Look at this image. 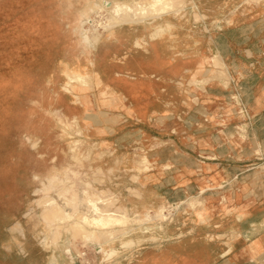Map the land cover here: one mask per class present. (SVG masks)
Returning a JSON list of instances; mask_svg holds the SVG:
<instances>
[{
  "label": "rangeland",
  "instance_id": "rangeland-1",
  "mask_svg": "<svg viewBox=\"0 0 264 264\" xmlns=\"http://www.w3.org/2000/svg\"><path fill=\"white\" fill-rule=\"evenodd\" d=\"M84 4L85 0H0V248L3 246L9 251L6 255L7 249L1 248L2 251L0 249L1 253L6 250L0 255V264H33L30 257L26 255L27 250L24 246L26 239L33 241L29 250L33 256L35 248L38 247L37 251L42 255L40 264H48L50 258L59 253H62L63 261L65 259L72 264H150V257H156V250H159L157 255H162L159 252L164 247L181 252L179 254L182 259L186 260L195 257V250L200 247L207 257H213L212 259L219 257L220 259L219 255L222 253L220 245L225 240V235L219 233L215 235L214 240H209L208 229L195 230L192 228L196 220L198 222L205 221L204 219L212 212L210 204L203 199L192 198L188 201L178 199L166 202V208L163 206L151 207L148 210L137 212L132 217L127 213H122L123 220L117 221L107 228L83 222L89 235H93L95 230L98 233L109 230L118 232L119 235V231L123 230L117 237V241L112 243L115 247L112 250H117L115 254L111 248L108 249L109 247L107 249L101 247L105 254L97 251L95 248L100 244L97 240L92 241L94 238L85 239L82 234L78 233L74 236L71 235L72 239L69 238L70 246L69 244L65 245L68 232L62 229L63 233L60 237L57 229L52 226L57 221L69 219L71 222L64 226V229H72V223L80 221L81 215L89 217L97 215L93 205L89 204V199L86 198L88 200L86 201L90 210L85 209L84 206L81 208L85 209L86 213H72L73 215L69 218L56 215L55 220L52 217V221L47 219L49 216H46L45 208H48L46 206L48 199H54L53 202L59 204L63 203L59 197H62L67 203L76 202V196L73 199L70 198L75 195L71 193H80V198H82L85 187L93 185L99 189L104 188L102 186L104 184L103 174L94 158L99 154L92 153L93 151L99 152L96 146L113 145V138L123 133L124 137L132 136L131 139H122L123 144L128 145L133 142L134 145L143 147L146 144L143 138H137L136 142L134 135H125V133H133L135 130L139 135H143L142 126H148L147 128L150 130L161 131L163 114L172 116L167 126L176 130L183 124L175 116L181 113L180 109L182 108L186 110V113L192 115L202 112L204 118L206 115L208 119H211L209 115L217 110L214 106L216 103L210 100L212 93L209 90L205 88L201 90L187 89V102L182 107L177 104L170 107L150 105V111L146 113H149L150 120L136 121L135 117L131 116L134 108L129 106V103L125 104L127 100L117 105L114 100L123 99L126 96V91L120 88L123 85L114 90L109 89L108 84H106V89L98 86L103 84L104 79L108 76L106 72L98 68L96 57L86 68L82 81H78L76 84L69 80L65 81V70L70 75H74L75 72L71 66L64 67L62 60L73 61L75 58H79L84 61L86 57V49L81 43L77 26L74 24L76 15L79 10L85 7ZM173 5L175 8L176 6L181 8L184 5V0H174ZM99 8L102 10L98 9V13L93 14L97 18L94 28H98V31L102 32V21L108 23L114 12L111 13L112 9L110 10V7L103 4ZM160 10L163 11L162 8ZM167 10L164 9V12L156 14L157 10L154 13L151 11L149 13L152 14L150 20L171 14L170 10ZM187 15L178 20L187 19ZM194 15L196 16V12ZM205 17L204 14L202 18H197L198 20L195 17V21H200ZM101 19L103 20L101 21ZM98 23H100L99 26H97ZM131 34H137V29ZM113 38L114 36H111L110 40ZM92 43L96 52L102 41L99 38L98 41ZM145 43L146 40L142 37L135 41V45L142 49H145ZM116 59H120V56L117 55ZM213 59L212 63L216 68H219V73L214 72L215 75H212V78L207 81L213 80L228 85L229 78L224 73L223 59L219 54H213ZM128 76L135 77L132 74H128ZM195 80L192 79V81ZM207 81L205 80L204 83ZM82 84H85L86 87H81ZM201 94H204L203 99H199ZM221 110L226 114L244 113L236 95ZM191 125L205 128L209 123L192 121ZM36 136L40 137L39 140ZM121 142L118 143L121 144ZM139 151L141 152V149ZM55 167L60 169L58 174L55 173V176H51L47 173ZM152 169L154 166L151 163L150 171ZM45 172L44 178L37 180L36 174ZM73 172L76 177L81 173L80 177L75 178L72 175ZM78 172L79 174H77ZM74 181L77 182V185ZM100 183L102 184L100 185ZM239 183L234 184L235 187H232L230 192L239 193ZM64 187L67 190L70 189V193ZM219 187L218 189V187L209 186L204 189L203 195L217 193L216 190H219V193L224 191L222 186ZM41 188H45L44 192L37 194L36 191ZM206 189L211 190L207 191ZM225 192L228 191L225 190ZM88 194L97 200L99 206L101 203L111 204L115 201L114 199L111 202L101 199L89 189ZM21 198L22 200H20ZM40 200H43V204H39ZM44 200H47L46 204ZM239 203L241 202L236 201L234 207L229 209L234 208V211H238L239 207L235 204ZM227 204L224 201L219 203V206L226 212ZM112 208L117 209L115 205ZM159 210L164 211L165 216L155 219V217L157 218L155 214H158ZM42 211L45 221L48 220L46 222L51 224L48 227L45 226L46 224L41 218ZM76 214H80L78 219ZM7 215L9 218L6 220ZM51 232L54 234L57 232L56 235L59 237L53 234L52 238ZM45 237L46 240L48 238L50 240L48 239L46 242ZM123 237L126 240L123 241ZM238 237L241 239L240 235ZM125 241L132 245L129 243L126 247ZM58 244L63 245L59 247ZM68 246L71 248V255L63 252ZM59 248L62 249V252L59 251ZM105 251L107 253L112 251L113 254H106ZM82 252L86 253L83 257L81 256ZM71 256L74 260H71ZM105 256H108L106 261ZM167 256L168 254L165 253L162 256L163 260L167 259ZM172 259L174 262L172 264H179L181 261L180 256ZM60 261L62 262V260ZM161 261H155V264H160Z\"/></svg>",
  "mask_w": 264,
  "mask_h": 264
},
{
  "label": "crops",
  "instance_id": "crops-1",
  "mask_svg": "<svg viewBox=\"0 0 264 264\" xmlns=\"http://www.w3.org/2000/svg\"><path fill=\"white\" fill-rule=\"evenodd\" d=\"M190 1L186 6L187 19L178 20L173 14L153 18L150 26L147 24L146 28H136L137 34H131L136 29L123 28L120 35L100 44L94 57L99 58L102 71L108 77L98 86L106 89L108 84V88L114 90L123 85L120 88L126 91V96L112 99L116 105L127 100L125 104L129 103L134 108L131 116L136 121L150 120L149 113L146 114L150 111V105L170 107L177 104L182 107L187 102V89L209 90L212 93L210 100L216 103V112L211 113V119H208L206 115L204 118L202 112L192 115L182 108L181 113L175 116L183 124L176 130L167 126L172 116L163 114L161 131L142 126L143 135L135 130L125 133L134 135L136 142L137 138H143L146 143L143 147L133 142L123 144L122 139L132 137H124L123 133L113 138V145L96 146L99 152L92 153L99 154L94 158L102 171L104 188L93 185L85 187L82 198L80 193H71L75 195L70 198L76 196V202L67 203L58 197L63 200L61 204L70 216L77 212L86 213L85 209L90 210L86 202L89 189L101 199L115 200L111 204L101 203L100 213L96 212L97 215L90 218H100L104 214L113 215L119 220H123L122 213L132 217L151 207L166 208V202L203 199L210 204L212 212L205 221L196 220L192 228L208 229L209 240H214L219 233L225 235L220 245V259L207 257L200 247L195 250L193 259L186 260L182 259L181 252L164 247L159 252L162 255H157L159 250H156V257H150V264L161 260L160 264H172V258L179 256V264H264V0H194L195 5ZM195 12L200 15L199 18L203 14L206 17L195 21ZM161 24L177 28L181 35L179 46L176 45L177 39L170 37L172 29L165 33L164 39L151 37V33ZM140 37L146 40L145 49L135 45ZM213 54H219L225 63L228 85L207 81L215 75L214 72L219 73V68L212 63ZM117 55L120 56L118 60ZM128 74L135 77L131 78ZM234 95L238 97L244 113L221 112ZM203 96L201 94L199 99H203ZM192 121H205L209 125L196 127L191 125ZM151 163L154 166L152 171ZM59 170L55 167L47 173L55 176ZM45 174H36L39 176L37 180L44 178ZM72 175L78 178L74 172ZM236 180L240 182L237 194L230 192ZM209 186L218 189L222 186L224 191L219 193L216 190L217 193L204 196L203 191ZM56 200L59 202L57 197ZM224 201L228 203L226 212L219 206ZM236 201L241 202L235 204L239 207L238 211L229 209L234 207ZM114 205L117 209L112 208ZM83 206L85 209L82 210ZM41 218L46 227L51 225L45 221L43 211ZM69 222L66 219L52 224L60 237L62 229L66 232L64 226ZM101 233L95 230L93 235L90 234V239L94 238L92 241L97 240L102 245ZM69 243L70 240L65 239V245ZM32 244V240L26 239V255ZM100 244L95 249L103 253ZM69 246L63 252L71 255ZM37 248L34 256L39 257L41 263L42 255ZM165 253L168 256L163 260ZM82 254L83 257L86 253ZM57 257L60 264H72L68 260L63 261L62 253ZM71 260H74L72 256Z\"/></svg>",
  "mask_w": 264,
  "mask_h": 264
},
{
  "label": "bare ground",
  "instance_id": "bare-ground-1",
  "mask_svg": "<svg viewBox=\"0 0 264 264\" xmlns=\"http://www.w3.org/2000/svg\"><path fill=\"white\" fill-rule=\"evenodd\" d=\"M173 1L174 0H85V4H84L85 7L83 9L79 10V12L77 13L76 19L74 21V24L77 26V31L79 32L78 34H79V37L81 38V41H82L81 43H83L82 45H84V47L86 49L85 50L82 47L86 51V57H85V60L84 61H81L79 58H75V59L73 58L74 59L73 61L62 60V63L64 65V67L71 66L72 69H73V71L75 72L74 75H70L65 70L64 71V73H65V81L66 80H69V81H71V83L76 84V83H78V81H82L83 80V77H84V73L86 71V68L91 65V60L93 58L95 59V57H94L95 50L93 48L94 47V44L92 42L95 43V41H98L99 38L101 39L102 43H104V42L110 41L111 36L120 35V33H121L120 30H122L123 28H127L129 30H134L136 28H141V27H145L146 28L147 27V24H148V26H150V22L153 21V18L150 20V15H152V14H149V13H151V11H153V13H154L155 10H157V12H155V14H156V13L164 12V9H165V11H166V9H168V10H170L171 15L172 14L175 15L178 19L184 18L186 16V14H187V8H186V6H187L188 0H184V5H182L181 8L180 7L177 8L179 6V4H177L178 6H176V8H175L174 6L176 4L173 5ZM190 2H191V4L195 5L194 0H191ZM101 4L110 7V10L112 9L111 10L112 11L111 13L114 12V14L111 15L112 18L110 20H109V18H107L108 16L106 17L109 20L108 23L105 22L106 24L102 21L103 19H101V21H102L101 27H102L103 31L101 30L102 32H99L98 31V28H94V22L95 23L97 22L96 21L97 18L95 16H93V14L94 13H98V9H101V8H99ZM161 8L163 9V11L160 10ZM107 9H109V8H107ZM100 14H102V13H100ZM101 16H103V15H101ZM195 17H196V19L197 18L199 19L200 15L197 13ZM107 19H105V20H107ZM99 24L100 23H98L97 26H99ZM117 28H119V29L117 30V32H115V30ZM168 30H171L170 37H172L173 39H177L176 45L179 46L180 43H179L178 40H180L181 35L178 33L177 28H170V26H168V24H161V25H159L156 28V30L154 31V33L153 34L151 33V37L152 38H157V37L160 38L161 37V39L162 38L164 39L163 36L165 35V33ZM96 38H97V40H95ZM92 40H94V41H92ZM92 44H93V47H92ZM98 59L99 58H97V60ZM97 65H99L98 68L102 71V64L100 63L99 60L97 61ZM81 87H84L85 88L86 85L85 84H82ZM62 88H63V86H62ZM65 116H67V115H65ZM69 118H71V117H69ZM31 134H33V133H31ZM36 137L39 140L40 137L39 136H36ZM35 177L38 178L39 176L36 175ZM44 189L45 188L38 189L36 191L37 194L40 193V192H44ZM64 189H65V187H64ZM65 190L68 193H70V189L69 190L65 189ZM33 194H34V192H33ZM88 195H89V197H86V198L89 199V204L91 203L90 205H93V208L97 211V213H100L101 208L97 204V200L95 198H93L92 195L91 196H90V194H88ZM88 195H86V196H88ZM26 198H28V197H26ZM48 198H49V196H48ZM42 199H44V198H42ZM20 200H22V198ZM48 200H49L48 201V205H46V206H48V208L47 207H46L47 209L45 208V210H46L45 212H47V214L44 212L46 214V216H49V217H47L48 220L51 219V221H52V217H53V220H55L54 217L56 215H61L62 218H68V217H70V214L68 213V211L64 208V206L62 204H59L57 202H53L54 199L52 200L51 198L48 199ZM44 202L46 204L47 200H44ZM40 203L43 204V200L42 201L40 200L39 204ZM87 204H88V202H87ZM163 212L164 211L159 210L158 211V214H155V215H157V218L155 217V219H158V217L160 219L163 218L165 216V214ZM78 215H80V214H78ZM78 215L76 216V218L78 217ZM5 218L7 220V218H9V216L7 215V217H5ZM79 218H81V219H79L80 221L76 222L75 224L72 223V225H71L73 227L72 229L71 228H69V229L66 228V232H68V235H67V240L68 241L70 239H72L71 237L74 236V234H76V233L82 234L85 239L86 238L87 239H90L91 235L88 234V231L86 230L85 226L83 225V222H88V223L95 224V225L110 226V225L114 224L116 221H121V220H119L117 217H115L113 215L110 216V215H104V214L100 218H90L89 216H86V215L85 216L81 215ZM48 220H46V221H48ZM36 230H38V229H36ZM122 231L121 230L119 231V235H120V233H122ZM117 233L116 232H113V231H109V230L104 231V232L101 233L102 234L101 235V237H102L101 241H102L103 249H107V247H109L108 249L111 248V250H112L113 248H115L112 245V243H114L115 241H117V239H118L117 237H119V235ZM53 234H54V232L50 236L51 237L52 236L54 237V235H56L58 233L56 232L54 235ZM47 237H48V235H47ZM56 237H59V235L58 236L56 235ZM123 238H124L123 241L126 240L125 237H123ZM48 239L46 240V237H45V241L46 242L48 241ZM127 241H130V240H127ZM125 243H126V241H125ZM125 243H124V245L127 247V245H129L130 242L129 243H126V244ZM130 244L132 245V243H130ZM124 245H123V247H124ZM131 245H130V247H131ZM1 248L5 249L6 247H3L2 246ZM3 249H1V251ZM6 249H7V251L5 250L6 252L5 251H3V252H5V254L7 255V252H9V251H8V248H6ZM114 250H116V249H114ZM114 250H112V251L115 254V252H117V250L116 251H114ZM118 251H119V249H118ZM111 252L110 253H107L106 252V254H113ZM2 253L0 252V255ZM27 255L30 257L31 263H33V264H40L39 257L33 256L32 253L31 254L29 253V251H28V254ZM108 256L107 257L105 256V261H106V258L108 260ZM48 264H60L59 258L57 256H53L52 258H50Z\"/></svg>",
  "mask_w": 264,
  "mask_h": 264
}]
</instances>
